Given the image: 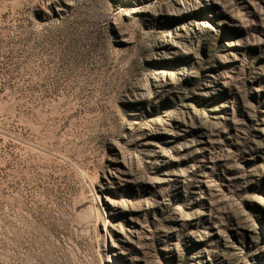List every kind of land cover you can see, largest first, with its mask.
I'll use <instances>...</instances> for the list:
<instances>
[{"label":"rangeland","instance_id":"374dc122","mask_svg":"<svg viewBox=\"0 0 264 264\" xmlns=\"http://www.w3.org/2000/svg\"><path fill=\"white\" fill-rule=\"evenodd\" d=\"M264 262V0H0V264Z\"/></svg>","mask_w":264,"mask_h":264},{"label":"bare ground","instance_id":"6f19581e","mask_svg":"<svg viewBox=\"0 0 264 264\" xmlns=\"http://www.w3.org/2000/svg\"><path fill=\"white\" fill-rule=\"evenodd\" d=\"M245 264H264V262H262L261 260H253Z\"/></svg>","mask_w":264,"mask_h":264}]
</instances>
